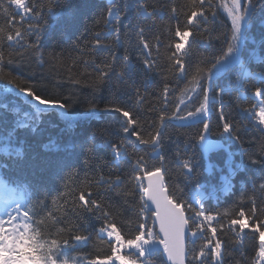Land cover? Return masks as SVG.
<instances>
[{"label":"snow or ice","instance_id":"6c2138e0","mask_svg":"<svg viewBox=\"0 0 264 264\" xmlns=\"http://www.w3.org/2000/svg\"><path fill=\"white\" fill-rule=\"evenodd\" d=\"M89 6L0 0V264H264V70L251 68L264 0ZM62 22L83 31L56 34ZM66 86L93 99L76 112ZM229 193L233 206L205 207ZM94 243L103 254L74 255Z\"/></svg>","mask_w":264,"mask_h":264},{"label":"trees","instance_id":"16d2710c","mask_svg":"<svg viewBox=\"0 0 264 264\" xmlns=\"http://www.w3.org/2000/svg\"><path fill=\"white\" fill-rule=\"evenodd\" d=\"M106 0H89V10H88V16H94L99 12H102L104 10V6H105ZM89 23H91V21H89ZM216 28L217 31L215 33V35H221L222 33H227L228 32V21L226 16L223 15H218L217 17V24H216ZM99 30V29H97ZM71 31H75V35L72 36V39L75 40L76 36H79L80 33L83 31V25L81 24L79 26V31H76L75 29H69L68 25L66 23H60L57 26V33L56 34H65V35H69L71 34ZM260 34H261V29L259 26H256L255 28H253L251 36H253L257 41L260 38ZM86 38H90L87 37ZM221 39H223V37L221 36ZM214 43L218 44L219 42L217 41H213ZM44 48L43 50L45 51V53H47L48 51L51 50L52 44H53V40L52 39H47L44 42ZM203 51L202 49H196V52H200ZM73 55H77L76 53H73ZM135 55L137 56V58H139V52L137 51L135 53ZM257 55H264V49H260L257 48ZM85 58L87 59L88 57L85 56ZM252 71L255 73H259L260 71L264 70V63H260L259 60H257L255 63H253L251 65ZM14 72V74H23V75H27L29 72V69L27 67H21V68H13L10 69ZM78 70H82V66L80 67V69ZM32 71L34 72H39L40 70L37 69L35 67V65L32 66ZM45 73H47V66H45L44 69ZM75 71V70H74ZM159 79V77H157V80ZM180 87H183V84L180 85ZM151 88L149 89V91L151 92ZM57 92H62L65 95H67L69 92L74 93L78 98H79V103H77L76 105H74V111L79 112L82 110L83 106H84V101L85 100H91L93 99V97L90 95L89 90L87 89H83V88H78L75 86H66V87H62V88H58L56 89ZM179 94H177V98H178ZM95 102L100 104L101 106L106 102L101 96H96L95 97ZM173 104L172 102H170V107H172ZM245 106H247V103L245 104ZM109 116L108 114H101L100 117V121H94L93 125H95L98 122H106L108 120ZM237 119H239V117L237 116ZM215 117H213V123L215 124ZM55 131V130H54ZM181 133H189V134H193L196 129H180L179 130ZM169 132H173V128L169 127ZM259 133H252L249 132L245 135L244 139H245V147H248V144L256 137L258 136ZM175 148V140L173 141H165V151L168 153L169 156H171L172 151ZM230 151L236 152V146H232V148L230 149ZM223 155H226L223 154ZM223 155L217 156L215 154L212 155L211 159L215 162H221L223 159ZM239 160L238 154H237V162ZM202 165H204L206 162L205 161H201ZM201 172L204 173V177L207 176V173L204 172V168L202 166L201 168ZM257 176H259V172H257ZM243 177H237L236 183H237V187H239V181L242 179ZM206 182V181H205ZM52 195H55V191L52 192ZM237 195L238 193H229V194H221V198L217 201V200H210L207 201L205 203V207L209 208L211 210H219V211H223L226 208H229L230 206L234 205V202L237 199ZM257 196L259 197V193H257ZM243 207H245V209H247V207L249 206L247 201L242 205ZM247 231V230H246ZM103 245L102 244H98V243H94L92 245L87 246L86 248H82L80 250H78L77 253H74V255H87V256H91L96 254L98 251L102 253V249H103ZM245 247H246V251L249 255V257L254 256V250L257 247V242L253 239V234L248 232L247 236H246V240H245ZM234 255H236L237 257L239 256V253H234Z\"/></svg>","mask_w":264,"mask_h":264},{"label":"bare ground","instance_id":"6f19581e","mask_svg":"<svg viewBox=\"0 0 264 264\" xmlns=\"http://www.w3.org/2000/svg\"><path fill=\"white\" fill-rule=\"evenodd\" d=\"M155 54V53H154ZM172 104H174V101L172 102Z\"/></svg>","mask_w":264,"mask_h":264}]
</instances>
